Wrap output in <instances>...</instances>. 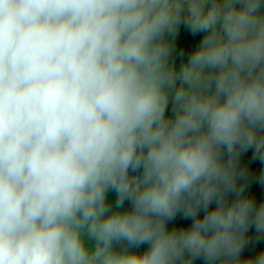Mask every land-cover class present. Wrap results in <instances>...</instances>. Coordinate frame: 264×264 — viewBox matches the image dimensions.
<instances>
[{"label": "clouds", "instance_id": "obj_1", "mask_svg": "<svg viewBox=\"0 0 264 264\" xmlns=\"http://www.w3.org/2000/svg\"><path fill=\"white\" fill-rule=\"evenodd\" d=\"M253 184L264 0H0V264H264Z\"/></svg>", "mask_w": 264, "mask_h": 264}, {"label": "trees", "instance_id": "obj_2", "mask_svg": "<svg viewBox=\"0 0 264 264\" xmlns=\"http://www.w3.org/2000/svg\"><path fill=\"white\" fill-rule=\"evenodd\" d=\"M244 159L250 166L255 167L257 170H259V168L261 167V165L258 161L254 162L251 160L250 153ZM250 191L256 195L257 199L264 198V188H262L260 185L253 184L251 186Z\"/></svg>", "mask_w": 264, "mask_h": 264}]
</instances>
